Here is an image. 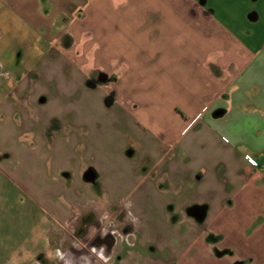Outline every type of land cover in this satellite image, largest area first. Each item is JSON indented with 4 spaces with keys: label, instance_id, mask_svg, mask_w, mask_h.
I'll return each instance as SVG.
<instances>
[{
    "label": "crops",
    "instance_id": "0c3cea01",
    "mask_svg": "<svg viewBox=\"0 0 264 264\" xmlns=\"http://www.w3.org/2000/svg\"><path fill=\"white\" fill-rule=\"evenodd\" d=\"M1 7L39 37L45 58L56 50L86 68L83 88L92 80L105 86L107 107L133 112L143 148L162 153L131 191L139 192L143 227L123 233L124 243L107 246L114 256L100 260L242 263L220 225L249 201L257 206L264 190V30L247 29L263 17L264 0H0ZM191 148L202 151L191 158Z\"/></svg>",
    "mask_w": 264,
    "mask_h": 264
},
{
    "label": "rangeland",
    "instance_id": "374dc122",
    "mask_svg": "<svg viewBox=\"0 0 264 264\" xmlns=\"http://www.w3.org/2000/svg\"><path fill=\"white\" fill-rule=\"evenodd\" d=\"M5 12L1 7L0 264H104L114 252L99 240L124 243L123 233L144 224L139 192L131 191L162 153L143 148L133 112L107 107L105 86L92 80L83 88L86 68L56 50L45 58L39 37ZM253 21L247 29L264 30V15ZM199 150L191 148V158ZM89 171L93 182L85 180ZM259 194L257 206L249 201L220 225L224 244L240 249L238 264H264V190ZM105 205L111 210L101 212Z\"/></svg>",
    "mask_w": 264,
    "mask_h": 264
},
{
    "label": "water",
    "instance_id": "95a60500",
    "mask_svg": "<svg viewBox=\"0 0 264 264\" xmlns=\"http://www.w3.org/2000/svg\"><path fill=\"white\" fill-rule=\"evenodd\" d=\"M107 104L110 105L111 100H107ZM95 178H96V174L94 173V171H89L85 176V180L88 182H93Z\"/></svg>",
    "mask_w": 264,
    "mask_h": 264
},
{
    "label": "flooded vegetation",
    "instance_id": "af4514ba",
    "mask_svg": "<svg viewBox=\"0 0 264 264\" xmlns=\"http://www.w3.org/2000/svg\"><path fill=\"white\" fill-rule=\"evenodd\" d=\"M107 241L105 244L108 246L109 244L113 243L114 242V238H112L110 235H106L104 238H102L100 241L103 242V241Z\"/></svg>",
    "mask_w": 264,
    "mask_h": 264
}]
</instances>
